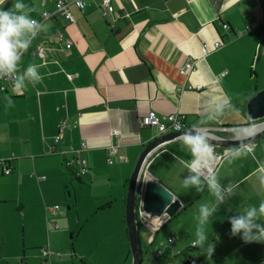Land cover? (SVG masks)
I'll use <instances>...</instances> for the list:
<instances>
[{
    "label": "crops",
    "instance_id": "obj_1",
    "mask_svg": "<svg viewBox=\"0 0 264 264\" xmlns=\"http://www.w3.org/2000/svg\"><path fill=\"white\" fill-rule=\"evenodd\" d=\"M57 1L38 3L36 16L42 23V14L55 12ZM64 1L75 23L61 15L44 22L46 29L22 57L23 67L38 66L41 81L22 95L12 87L8 93L0 91V160H12L13 167L11 177L3 179L0 163V214L10 198L3 188L15 185L23 194V179L30 174L35 179L45 175L47 180L37 179L39 186L33 182L39 191L26 196L39 202L65 200L67 183L71 178L72 186L74 179L65 165L72 159L69 151L86 142L91 169L82 179L85 190L99 202L97 212L118 209L117 230L125 244L131 177L145 148L161 136L157 128L143 126L144 118L156 112L170 125V114L183 113L184 129L203 120L211 136L223 139H231L233 126L251 122L247 104L260 90L255 64L261 61L263 48L264 0H114L121 17L107 19L101 15L100 0H86L85 13L75 0ZM226 24L230 29H225ZM247 27L252 29L247 31ZM58 31L72 43L70 50L57 39ZM217 42L223 44L219 49ZM39 49L44 53L34 54ZM190 61L195 71L184 77L181 68ZM200 84L204 86L201 92L188 89ZM225 98H231L239 111L207 121L215 103ZM63 124L67 129L55 144ZM114 130L121 131L119 138L113 136ZM113 144H118L119 154L110 165L107 150ZM181 158L189 156L181 151L179 140H173L158 149L143 169L142 181L159 183L183 206L175 217L164 218L155 235L142 227L144 245L166 250L175 262L183 259L186 264H192L185 258L187 252L202 264H263L264 244H246L232 236L229 218L264 199V137L246 155L217 170L221 183L236 187L207 226L216 243L211 259L201 251H189L198 206L212 197L206 190L197 193L183 188L188 173ZM55 206L49 212L46 209L49 222L61 216V209L52 211ZM170 238L175 239L173 244Z\"/></svg>",
    "mask_w": 264,
    "mask_h": 264
},
{
    "label": "rangeland",
    "instance_id": "obj_2",
    "mask_svg": "<svg viewBox=\"0 0 264 264\" xmlns=\"http://www.w3.org/2000/svg\"><path fill=\"white\" fill-rule=\"evenodd\" d=\"M45 1L55 0H26L29 6L36 9L32 16H36L38 12V3ZM35 18L39 20L38 16ZM260 58L261 63L255 64L259 66V91L264 89V45ZM67 176L71 177L69 173ZM9 177L11 176L4 175L2 178ZM72 180L73 185L68 181L66 189L71 192V196L69 197L66 191V198L62 202L53 198H49V202L43 199L39 202L36 197L26 196L39 191L33 184L35 182L39 186L37 179L31 174L28 179H23V194L15 185H12V188H3V192H7L10 198L2 205L0 214V264L134 263L130 238L123 244L117 230L118 209L97 212L95 209L100 204L85 190L86 182H80L77 178ZM60 185L62 186V183ZM25 202L27 206L23 207L22 203ZM55 205H59L61 216L51 223L48 221V212ZM55 223L58 224V229ZM159 251L150 247L143 264H186L183 259L175 262L166 250H161L163 256L158 257Z\"/></svg>",
    "mask_w": 264,
    "mask_h": 264
},
{
    "label": "clouds",
    "instance_id": "obj_3",
    "mask_svg": "<svg viewBox=\"0 0 264 264\" xmlns=\"http://www.w3.org/2000/svg\"><path fill=\"white\" fill-rule=\"evenodd\" d=\"M8 4L11 6L6 7ZM35 10L26 3V0H0V81L11 78L12 90L20 95L24 94L30 85L35 86L41 81L37 65L29 64L23 67L22 64L23 54L28 52L33 40L47 27L32 16ZM44 16H47V13H44ZM6 99L10 107L11 96ZM238 111V105L231 98L219 99L206 119L214 121ZM176 127L178 130L184 129L182 124H177ZM261 132H264V128L253 122L233 126L230 129V137L238 143L222 154L215 151L214 140L203 120H198L181 131L177 138L181 151L189 156L187 160L181 158L188 173L183 177V188L194 189L197 193L206 190L212 197L211 201L200 203L198 206L194 217L195 238L191 241V246L199 248L208 259H211L216 243L210 239L207 226L213 223L220 206L235 194L236 187L231 182L221 183L217 169L224 164L231 165L246 155L252 141ZM229 223L232 236H239L246 244L253 242L264 244V199L257 205L237 211L229 218Z\"/></svg>",
    "mask_w": 264,
    "mask_h": 264
},
{
    "label": "built area",
    "instance_id": "obj_4",
    "mask_svg": "<svg viewBox=\"0 0 264 264\" xmlns=\"http://www.w3.org/2000/svg\"><path fill=\"white\" fill-rule=\"evenodd\" d=\"M100 12L101 15L107 19L110 16H115L117 18H120L121 15L117 12L115 5H114V0H100ZM46 4V2H45ZM75 4L76 6L80 9V11H82L83 13L86 12L87 7H88V3L86 0H75ZM83 5V6H81ZM44 13H47V16H44ZM42 14L41 19L43 20V23L49 20H52L55 18L56 15H61L63 18H65L67 21L71 22V23H75V18L72 15L70 9H69V4L64 1V0H59L56 2L55 4V12H44ZM225 29L228 30L230 29V26L228 24L224 25ZM247 31H250L252 29V27H247L246 28ZM57 39L59 40V42L66 44V49L70 50L72 48V43L70 41H67L65 35L63 32L58 31L56 33ZM262 44L264 45V40L262 42ZM223 44L221 42H217L215 44L216 49H219ZM44 53L43 49H39L37 51L34 52V54H38ZM195 71V63L190 61L187 62L182 68H181V75L184 77H188L190 76V74ZM70 79L72 77H69ZM12 81L11 78L6 79L5 81H0V91L2 92H6L8 93L9 88L11 87ZM189 90H195V91H202L204 89L203 85H197V86H193V85H189L188 86ZM185 119L186 116L183 113H173L170 114L168 116V121L170 123V125H166L164 124L160 117L158 116V114L156 112H151L149 114V116H147L146 118L143 119V126L145 127H150V128H157L160 135H166V134H170V133H177L180 132L184 129H180L178 130L176 125L177 124H182L184 125L185 128ZM67 129L66 124H63L60 127V132L59 135L56 137L55 140V144H58L61 142L62 140V135L65 132V130ZM121 135V131L120 130H114L113 131V136L116 138H119ZM215 149V148H214ZM89 150V145L86 142H83L79 147H72L69 151L70 154H72V159L68 160L66 162V166L67 169L71 168L73 170V175L76 178H84L86 177L89 172H90V162L87 158V152ZM216 151V150H215ZM228 150L224 149L221 152H217L218 154H222L224 152H226ZM108 163L110 165L114 164V158L119 154V146L118 144H113L111 145L108 150ZM125 162H128V158H124ZM0 163L3 166V173L4 175H10L13 171V167H12V160L9 161H3L0 160ZM220 167V166H219ZM218 167V169H219ZM217 169V170H218ZM37 179L41 182V181H46L47 180V176L45 175H37L36 176ZM142 193V192H141ZM60 210V207H55L52 209V211H58ZM138 215H139V220H140V225L141 227H146L147 229H149L151 231V233L153 235H155L161 227H163L164 225V218L162 219H151L150 215L143 210V202L141 197L139 198V210H138ZM56 229H58V224L55 223L54 224ZM153 242V239H152ZM175 242L174 238H170L169 239V243L173 244ZM46 254H48V252L46 251ZM163 256V252L159 251L158 253V257H162ZM192 264H194L193 261H191ZM264 264V263H263Z\"/></svg>",
    "mask_w": 264,
    "mask_h": 264
},
{
    "label": "water",
    "instance_id": "obj_5",
    "mask_svg": "<svg viewBox=\"0 0 264 264\" xmlns=\"http://www.w3.org/2000/svg\"><path fill=\"white\" fill-rule=\"evenodd\" d=\"M247 113L250 121L264 128V89L257 92L247 104ZM186 130V129H184ZM183 131V130H182ZM181 131L170 133L156 138L143 151L139 158L129 184V194L127 198V225L131 242L134 263L143 264L144 241L141 233V225L138 215L139 198L143 202V210L146 211L151 219H162L163 217L173 218L182 209V204L175 200V196L166 188L153 180H143V169L149 158L167 143L177 140ZM211 136V133L209 132ZM214 140V148L232 149L238 142L232 139H223L211 136ZM264 137V132L257 135L251 146L260 138ZM142 192V193H141Z\"/></svg>",
    "mask_w": 264,
    "mask_h": 264
},
{
    "label": "trees",
    "instance_id": "obj_6",
    "mask_svg": "<svg viewBox=\"0 0 264 264\" xmlns=\"http://www.w3.org/2000/svg\"><path fill=\"white\" fill-rule=\"evenodd\" d=\"M53 20V19H52ZM65 165H66V163H65ZM67 167V166H66ZM69 171H70V173H71V175H72V178H76V177H74V175H73V170L71 169V168H69L68 169ZM85 178V177H84ZM80 182H82V179L81 178H77ZM50 222L52 223V220H50ZM141 229H142V227H141ZM144 246V256H143V261H144V258H145V256L148 254V252H149V249H150V247H153V246H149V247H147V246H145V245H143ZM198 248H196V247H193V249H191V250H189L190 252L192 251V250H196V252H200L201 250L199 249V250H197ZM195 252V254H197ZM185 258H186V260L187 261H189V262H191V261H193L194 262V264H202V262H201V259H197V258H195L194 256H190V255H188V252L187 253H185Z\"/></svg>",
    "mask_w": 264,
    "mask_h": 264
}]
</instances>
